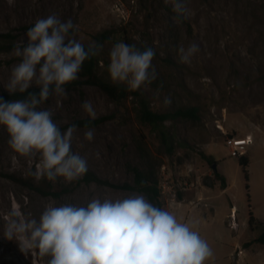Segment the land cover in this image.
I'll use <instances>...</instances> for the list:
<instances>
[{
    "label": "rangeland",
    "instance_id": "374dc122",
    "mask_svg": "<svg viewBox=\"0 0 264 264\" xmlns=\"http://www.w3.org/2000/svg\"><path fill=\"white\" fill-rule=\"evenodd\" d=\"M188 6L190 17L177 24L165 0H0V33L18 34L17 45L23 47L28 30L21 27L53 13L62 20L71 18L77 26L74 35L86 45L107 31L110 40L98 56V72L110 82L107 67L113 44L123 41L141 50L153 47L157 79L138 90L151 109H199L198 122L166 123L172 153L163 148L157 132L140 120L139 98L116 102L98 87L84 84L67 90L62 106L57 107L52 98L42 107H51L62 125L88 117L81 108L84 101L92 103L96 117L111 116L92 127L91 142L84 139L85 127H78L72 144L88 168L111 183L133 185L130 168L135 166L154 171L159 180L165 166L170 188L160 189L163 207L193 224L208 241L214 256L206 264H264V245L253 242L264 229V0H188ZM190 42L199 44L200 51L190 65L180 63L178 48ZM14 50L0 49V93L7 92L11 70L20 63ZM169 95L172 104L165 107L163 97ZM231 137L252 139L244 154L249 158L248 181L226 144ZM8 140L0 126V264H46L38 250L23 252L17 239L5 237L10 212L38 219L48 203L86 204L93 196L118 198L137 192L78 183L81 179L37 180L38 161L15 153ZM207 157L225 177V189L215 181ZM21 179L75 188L56 199L41 196ZM212 182L216 185L211 187ZM250 212L257 220L252 228Z\"/></svg>",
    "mask_w": 264,
    "mask_h": 264
},
{
    "label": "clouds",
    "instance_id": "9594fccd",
    "mask_svg": "<svg viewBox=\"0 0 264 264\" xmlns=\"http://www.w3.org/2000/svg\"><path fill=\"white\" fill-rule=\"evenodd\" d=\"M165 4L171 5L177 24L191 15L188 0H165ZM75 31L71 18L62 20L55 13L37 18L25 34L26 44L15 47L20 63L12 68L5 89L9 95L28 92L33 86L38 91L28 92L24 99L0 97V126L9 135V147L38 161L37 180L62 178L72 183L88 171L87 160L72 150L78 125L62 131L53 120L54 110L42 107L52 98L57 107L62 106L66 85L79 78L86 60L103 50L104 45L95 41L85 47ZM199 51L195 42L180 46L179 62L190 65ZM155 55L153 47L141 50L123 41L113 44L107 67L110 80L130 91L146 88L157 79L152 64ZM155 95L159 98V90ZM171 104V96H164L163 105ZM81 108L90 120L96 118L90 101H84ZM94 135L95 129L86 124L84 139L91 142ZM4 235L17 239L23 252L38 250L46 264H206L214 256L193 224L182 222L141 192L118 198L93 196L86 204L48 203L38 219L12 211Z\"/></svg>",
    "mask_w": 264,
    "mask_h": 264
},
{
    "label": "trees",
    "instance_id": "16d2710c",
    "mask_svg": "<svg viewBox=\"0 0 264 264\" xmlns=\"http://www.w3.org/2000/svg\"><path fill=\"white\" fill-rule=\"evenodd\" d=\"M185 22V20L183 21ZM34 25H25L21 27V30H28L30 27ZM18 34H13L11 32L0 33V49H14L17 46ZM95 42L99 44H104L110 40V33L104 31L100 34L94 36ZM85 47L87 45L85 44ZM169 62V60H165ZM99 57H93L89 60H86L82 66V70L79 73V78L72 82L69 85H66L67 90L75 89L81 85L87 84L98 87L101 91H103L111 100L116 102H121L131 96L139 98V118L140 120L151 126L158 135V138L163 145V148L168 152H173V144L170 140L169 133L166 131L165 126L167 122H178L180 120H188L191 122H198L200 120L199 109L196 106H179L172 110L166 112L153 111L150 107L149 102L142 94L137 91H130L123 84H114L106 80L99 72ZM170 63V62H169ZM38 91V88L35 86L30 88L28 92ZM28 92L25 93H15L9 95L7 92L0 93V97L4 99L17 100L24 99ZM111 116L102 115L96 117L94 120H90L89 117L75 120L74 122L68 124H59L57 122V118L53 117V120L60 126L63 131L71 124L75 123L78 127H85L87 124L88 127H97L100 124L108 121ZM211 165L215 163V161L209 157L206 158ZM239 165L242 167L245 179L248 181V164L249 158L245 155L238 158ZM212 167V166H211ZM131 172L133 173V185L129 183H124L123 185L114 184L99 177L95 172L88 168L87 173L78 181V183H95L97 185H105L112 188H122L128 190H135L137 192H141L145 194L148 199L156 204L157 206L163 207V203L161 201V191L159 187V180L155 175V172L149 170L147 168L140 167H131ZM213 176L215 181L220 183L222 189L227 187L226 179L223 175H221L217 169L213 170ZM23 183L26 184L30 189L36 191L41 196H51L53 198L59 199L63 195H66L73 191L75 185H62L59 188H56L51 183L42 182V184L36 183L34 180L21 179ZM215 182L211 183V187L214 186ZM207 186V184H204ZM248 188V186H246ZM257 221L253 214L249 213V227L252 228L254 226V222ZM254 243H258L264 245V229L262 232L253 240Z\"/></svg>",
    "mask_w": 264,
    "mask_h": 264
},
{
    "label": "built area",
    "instance_id": "2783aa9c",
    "mask_svg": "<svg viewBox=\"0 0 264 264\" xmlns=\"http://www.w3.org/2000/svg\"><path fill=\"white\" fill-rule=\"evenodd\" d=\"M252 143V139L250 137H244V138H235V137H231L228 138L226 140V144L229 147V151L231 153L232 156L234 157H241L246 153L247 148L249 147V145ZM160 178H159V187L160 189H166L167 187L170 188V186H168V176L166 173V167L163 166L161 169V174H160ZM233 216V214H232Z\"/></svg>",
    "mask_w": 264,
    "mask_h": 264
},
{
    "label": "water",
    "instance_id": "95a60500",
    "mask_svg": "<svg viewBox=\"0 0 264 264\" xmlns=\"http://www.w3.org/2000/svg\"><path fill=\"white\" fill-rule=\"evenodd\" d=\"M212 169H213V170H216V164H213V165H212Z\"/></svg>",
    "mask_w": 264,
    "mask_h": 264
},
{
    "label": "bare ground",
    "instance_id": "6f19581e",
    "mask_svg": "<svg viewBox=\"0 0 264 264\" xmlns=\"http://www.w3.org/2000/svg\"><path fill=\"white\" fill-rule=\"evenodd\" d=\"M2 205H3V204H2ZM233 210H234L233 212L236 214V212H237L236 209H233Z\"/></svg>",
    "mask_w": 264,
    "mask_h": 264
},
{
    "label": "crops",
    "instance_id": "0c3cea01",
    "mask_svg": "<svg viewBox=\"0 0 264 264\" xmlns=\"http://www.w3.org/2000/svg\"><path fill=\"white\" fill-rule=\"evenodd\" d=\"M216 185V184H215ZM208 188V187H207ZM211 188V187H210ZM234 209V208H233ZM232 215V214H231Z\"/></svg>",
    "mask_w": 264,
    "mask_h": 264
}]
</instances>
